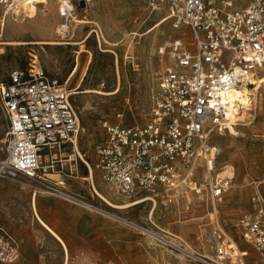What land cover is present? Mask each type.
<instances>
[{"label":"built area","instance_id":"2783aa9c","mask_svg":"<svg viewBox=\"0 0 264 264\" xmlns=\"http://www.w3.org/2000/svg\"><path fill=\"white\" fill-rule=\"evenodd\" d=\"M50 1L0 0L2 25L9 14L28 15V7ZM55 1L61 16L56 26L59 38L71 37L78 22L85 23L90 26L86 40L93 34L102 50L113 51L102 48V30L90 18L94 0ZM145 1L151 12H164L162 19L170 20L179 30L157 51L166 63L159 72L150 118L130 125L122 122L124 113L119 112L118 122L101 120L103 133L93 148L96 161L92 164L80 156L89 171L92 192L85 196L49 183L48 193L104 215L106 210L95 201L97 196L104 200L96 191V168L118 194L151 200L152 211L158 200L167 207L182 204L184 213L205 202L203 218L209 225L206 236L211 255L196 250L177 231L157 224L155 228L140 226L126 218L124 223L136 225L159 245L177 253L185 264H246L232 233L236 230L264 264V197L256 192L252 196L255 208L238 213L231 224L224 219L221 205L234 175L213 174L220 146L211 141L214 133L228 128L229 93L264 76V0ZM79 9L84 12L83 19H78ZM72 94L66 83L48 75L34 52H29L25 67L10 69L6 77L0 74V110L7 120L0 178L24 175L42 181L46 171L64 169L71 158L64 155L78 151L82 133ZM202 165L210 175L204 197L199 195L204 185L194 179ZM191 191L197 199L190 196ZM21 255L20 239L0 227V264H14Z\"/></svg>","mask_w":264,"mask_h":264},{"label":"rangeland","instance_id":"374dc122","mask_svg":"<svg viewBox=\"0 0 264 264\" xmlns=\"http://www.w3.org/2000/svg\"><path fill=\"white\" fill-rule=\"evenodd\" d=\"M90 12V18L98 23L105 38L106 45L103 38L102 48L112 49L114 52L102 50L93 34L86 40L90 26L85 23L78 22L71 37L64 40L59 38L56 35V26L61 21V16L59 4L55 0L44 5H34L28 15L9 14L3 25L0 11V74L6 77L10 69L25 67L29 52L38 54L48 75L60 83H66L73 91L71 99L82 124L79 150L89 160L94 145L100 138L101 120L105 118L118 122L119 112L124 113L122 122L130 125L143 124L150 118L153 97L158 90L159 72L166 63L157 51L170 37L179 33L170 20L162 19L164 12H151L145 0H94ZM83 14V10L79 9L78 19H83ZM190 38L188 34L187 39ZM80 50L82 52L78 53ZM253 104L257 108L241 117L237 120L239 124L234 125L237 135L232 133L233 125L228 124L225 131L211 136L214 144L221 143V153L213 174L223 172L230 166L234 175L221 205L222 216L230 224L238 213L252 208V196L256 192L259 191L264 197V77L258 82L257 98ZM251 121L253 122L250 123ZM6 129L7 120L0 110V158L5 154L3 139ZM70 153L72 151L64 157L69 159ZM63 170L76 175L87 173L80 156L68 162ZM209 176L206 166L197 167L194 179L199 185H204L200 197L206 195ZM49 177L61 179L58 174ZM49 186L47 182L33 180L24 175L0 178V227L15 231L24 244L28 243L30 250L39 252L43 259L40 264L61 262L57 260L55 238L40 225L33 210L35 197L37 205L42 196L62 199L42 191L50 190ZM100 186L101 192L113 204L125 205L133 200L118 194L105 184ZM194 186L193 183L192 187ZM189 194L194 198L197 196L192 191ZM95 201L104 210L137 225L155 228L157 224L177 231L196 250L212 254L211 243L206 236L209 225L207 218H203L205 202L195 205L192 212L184 213L182 204L178 207H167L158 200L152 214L151 200L127 208L113 207L98 196ZM91 212L101 215L104 222L112 226L109 227L117 234L113 242L114 248H106L108 242L104 240V261H70V264L183 263L178 260L180 256L177 253L163 249L164 246H159L152 237L142 233L134 224H126ZM116 243L120 244L119 249L123 251L117 252ZM245 262L257 264V261Z\"/></svg>","mask_w":264,"mask_h":264},{"label":"crops","instance_id":"0c3cea01","mask_svg":"<svg viewBox=\"0 0 264 264\" xmlns=\"http://www.w3.org/2000/svg\"><path fill=\"white\" fill-rule=\"evenodd\" d=\"M255 108L257 107L254 106L251 110ZM99 127L101 137L103 129L101 128L100 123ZM219 146L221 148L220 142ZM95 161L96 156L93 150L90 162L93 164ZM86 170L87 173H78L77 175L68 173L66 182L69 189L71 188L72 190L81 194L84 192L83 195L89 196V194L92 192L90 187L91 180L89 179L90 176L87 167ZM54 174L60 175L59 173ZM93 179L96 190L100 195H102L104 199H106L107 197L99 189V187H101L100 185L105 184L109 186L104 182L102 171L94 168ZM129 199H133L132 202L129 203L137 202L136 204H138L144 202H140L136 198ZM35 204L38 214L37 220L39 221V219H42L45 222L46 226L42 225L39 221L40 225L43 226V228H45L55 238V242L57 243V260L61 261L58 264H70V261H104V240L108 242L106 248L109 246H113L114 248L113 242L116 240L117 234H114V230L109 227L111 225L108 224V222H104V217L101 215L93 213L81 206L75 205L74 203L55 197L42 196L38 199V205L37 202H35L34 205ZM204 208L206 210V206H204ZM253 208H255V204L252 203L251 209ZM154 211H152V214ZM204 212L206 213V211ZM8 230L20 239L21 251L23 252L21 258L14 264H40V261H43V259L39 256V252L30 250L28 248V243L26 242L24 244L21 236L18 233L10 229ZM232 233L237 239L238 247L244 252L245 261H257V264H259L261 261L260 256L253 249V247L239 235L238 231L234 230ZM119 246L120 244L116 243L117 252L119 250L123 251V249H119ZM159 246L163 247L162 245ZM163 249L171 251L166 247H163ZM178 260L182 261V264H185L184 259L181 257Z\"/></svg>","mask_w":264,"mask_h":264},{"label":"bare ground","instance_id":"6f19581e","mask_svg":"<svg viewBox=\"0 0 264 264\" xmlns=\"http://www.w3.org/2000/svg\"><path fill=\"white\" fill-rule=\"evenodd\" d=\"M32 9H34V5L28 7L27 12L28 13L31 12ZM163 20H165V19H163ZM46 42L60 43L58 41L57 42L56 41H46ZM81 52H82L81 50L78 51V53H81ZM38 69H40V68L38 67ZM262 77H264V76L252 78L251 81L246 82L248 84L244 85L243 87H238L229 93L228 99H229V102L231 103V112L229 114L230 121L228 124L233 125L232 133H235V134L237 133V130L234 128V125L239 124V123H237V120H239L241 117H245L248 113H250L251 109L254 107L253 101L257 98L258 82H260V78L262 79ZM249 84H251V85L253 84V85L250 86ZM100 92H103V91H100ZM104 93H105V91H104ZM220 153H221V148H220ZM77 156L83 157V154L79 150V147H78V151L75 152V154H73V153L71 154L70 159L75 160ZM54 173H59L61 175V179H54V178L49 177V175H54ZM220 174L222 176L226 175V174H230L231 176H233L232 168H230V166H229V169H226L225 171L221 172ZM67 176H68V173L65 172L64 170H59V169L48 170L43 175L42 181L50 183L52 185H56L63 190H67V189H69L67 186V182H66ZM42 191H45L48 193V190H42ZM97 193H98V191H97ZM36 195H37V191H36ZM99 196L102 197V195H100V194H99ZM104 200L107 201L108 199L107 200L104 199ZM34 201L36 202V197L34 198ZM108 201H107V203L109 205H111L113 207H119V208L131 207L137 203V202H134V203H128L125 205H116V204H113L112 202H110V201L108 202ZM33 209L35 211V216L38 219L36 204L35 205L33 204ZM104 215L108 216V217H112V218L120 220V221H123V222L126 221V219L124 217H121V216L116 215L114 213H112V214L110 212L108 213V211H104ZM39 221L42 225L46 226L45 222L42 219H39ZM53 235H55V234H53ZM59 239H60V237H59Z\"/></svg>","mask_w":264,"mask_h":264},{"label":"water","instance_id":"95a60500","mask_svg":"<svg viewBox=\"0 0 264 264\" xmlns=\"http://www.w3.org/2000/svg\"><path fill=\"white\" fill-rule=\"evenodd\" d=\"M250 86H252L251 84H249Z\"/></svg>","mask_w":264,"mask_h":264}]
</instances>
